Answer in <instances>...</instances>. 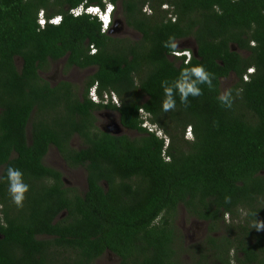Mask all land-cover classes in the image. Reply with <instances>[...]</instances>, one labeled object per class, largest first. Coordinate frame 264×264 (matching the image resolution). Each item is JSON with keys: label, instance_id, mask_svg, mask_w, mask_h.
<instances>
[{"label": "trees", "instance_id": "trees-1", "mask_svg": "<svg viewBox=\"0 0 264 264\" xmlns=\"http://www.w3.org/2000/svg\"><path fill=\"white\" fill-rule=\"evenodd\" d=\"M109 1L140 38L71 13L104 0H0V264H95L106 253L119 264H187L180 205L212 227L225 215L235 220L226 234L191 247L192 264H264V230L254 227L264 221V0ZM41 11L62 20L41 27ZM169 37L177 50L192 38L198 55L192 49L185 63L164 46ZM64 58L65 71L96 68L81 95L71 81L54 85L41 75ZM196 65L212 74L211 86L191 72ZM232 76L227 107L219 97ZM184 78L201 94L181 103L176 85ZM162 82L175 102L167 112ZM95 84L120 105L93 101ZM141 108L168 145L141 125ZM104 109L138 136L99 127ZM75 136L83 147L72 145ZM52 146L70 167L86 168V191L45 163ZM9 166L29 185L23 207L8 193Z\"/></svg>", "mask_w": 264, "mask_h": 264}, {"label": "rangeland", "instance_id": "rangeland-1", "mask_svg": "<svg viewBox=\"0 0 264 264\" xmlns=\"http://www.w3.org/2000/svg\"><path fill=\"white\" fill-rule=\"evenodd\" d=\"M145 10V9H144ZM148 13H152L148 10ZM122 8L118 6L116 9L115 18L119 21L123 18ZM114 34H119L121 36L130 37L132 39H138L141 37V34L135 31L134 29L126 26V24H122L119 22L115 27ZM179 47L187 48V49H195V43L192 38L184 39ZM60 61V60H59ZM54 62L50 66L49 70L43 73L45 77L48 79L51 78V83L55 84L60 80H68L70 79L72 83H74L77 87L79 94H82V85L86 82L87 78L92 75L96 68L94 69H82L79 67H71L68 71L64 70L65 67V59H62L60 62ZM22 65V59L17 58V66L20 68ZM74 68V69H73ZM57 74V75H56ZM56 79V80H55ZM235 80H233V76L223 79L222 82V94L226 93L231 84H233ZM98 116V125H106L109 123V118L117 119L118 113L117 111H107L102 110L97 113ZM108 116V117H107ZM30 127V126H29ZM187 132V131H186ZM124 133L128 134L131 137H137L138 132L135 130H127ZM28 135H30V129L28 130ZM170 139V137L168 136ZM187 139V134H186ZM72 145L76 148L83 147V143L79 136H75L72 140ZM45 163L54 167L62 172L63 178L68 186L76 187L79 191L83 192L87 190V177H86V168L79 166L77 168L70 167L65 160L62 158L58 150L52 146L49 150L45 158ZM2 169L0 168V175ZM245 213H241L240 218H243ZM235 221L229 215H225L224 221H220L218 224L211 226L210 222L206 220L199 219L195 216L188 214L184 205H180L177 219H176V228L178 230L179 235L182 238V242L180 245L182 246V258L187 264H192L194 259V254L192 252V246L195 244L203 243L208 235H212L213 237H220L221 235L226 234L228 231L229 223ZM235 254L234 251L231 252V256L233 257ZM211 255V253H209ZM95 264H119V258L114 256L112 253H106L99 257Z\"/></svg>", "mask_w": 264, "mask_h": 264}, {"label": "clouds", "instance_id": "clouds-1", "mask_svg": "<svg viewBox=\"0 0 264 264\" xmlns=\"http://www.w3.org/2000/svg\"><path fill=\"white\" fill-rule=\"evenodd\" d=\"M110 3H112V2L110 1ZM112 4L114 5V10L112 12H110V13H108V11H107L108 4L105 1H104V6L97 5L100 8L102 13H108L110 18H111V20H110L111 21V26H110V29L107 32H109L111 30H115L114 27L116 26L114 23H116L115 14H116L117 7H116V5L114 3H112ZM144 11H147V10H144ZM83 14H90V13H83ZM90 15L96 16L102 22V20L100 19L101 13H94V14H90ZM58 16H60L61 20H62V16L61 15H58ZM105 21H106L105 28H107V21H108V17L107 16L105 17ZM120 22H122V20H120ZM48 23H50V22H48ZM164 46L166 48L170 49V51L172 52V54L174 56H177V55H180L179 57L186 56L187 58H186L185 63H188L190 61L191 56L193 55V50L195 51V49H193V50H191V49H183L182 50V47L179 48V50H177V44H176V42L174 41V39L172 37H169V41L166 42ZM188 70L189 69L187 67H185L182 70V72L186 73V72H188ZM253 70L254 69H250V71H253ZM191 72L195 75V77L197 78V80L199 82L207 83L209 86H211L210 77H211L212 74L209 73L208 71H206L205 68L202 65H196V66L191 67ZM164 83L165 82H162V87H163ZM195 83H196V81L189 82L186 78L181 79V80H179L177 82L176 87L178 89V93H179V96H180L181 103L186 102L187 97H188L189 94H191L194 97L195 96H199L201 94V90L199 88L195 87ZM163 88H164V93H165V99H164V101L162 103V108H163V111L167 112L170 109H174L175 102L172 99V89L170 87H163ZM113 99L115 100V96H113ZM219 99H220V101H221V103L223 105H225L227 107H231V94H230V92L224 93L223 95H221L219 97ZM113 105H115V104H113ZM117 106H119V105H117ZM140 118H141V115H140ZM141 121H142V119H141ZM142 123H143V121H142ZM142 123H141V125H142ZM125 129H127V128H125ZM127 130H129V129H127ZM188 130H191V129L188 128L187 129V133H186L187 136H190L188 134ZM7 180H8V193H9V195L11 197L12 202L18 208L19 207H23V201L25 200V194L29 191V185L24 182L23 173L19 169L14 168L12 166H9L8 169H7ZM227 199L228 198L226 197V200ZM254 227H255V229L257 231L264 230V221H257L254 224Z\"/></svg>", "mask_w": 264, "mask_h": 264}, {"label": "built area", "instance_id": "built-area-1", "mask_svg": "<svg viewBox=\"0 0 264 264\" xmlns=\"http://www.w3.org/2000/svg\"><path fill=\"white\" fill-rule=\"evenodd\" d=\"M104 1L108 4V8H107L108 13L112 12L114 10V5L112 3H110L109 0H104ZM163 7L168 8V5H164ZM145 10L151 11V9L149 8L148 5L145 7ZM71 13H73L75 16H79L83 13H90V14L101 13L100 19L102 20V31L107 32L110 29L111 18L109 16V14L108 13H102L100 8L97 5L81 4L80 6L71 9ZM106 16L108 17L107 28H105V23H106L105 17ZM48 22L58 24L61 22V17L55 16V17L51 18L50 20H48L44 15V11H41L39 14L40 25L42 27H44ZM91 49H92V52L96 51L95 47H93V46ZM177 56H180V55H177ZM249 72H253V71L249 70ZM245 78L247 79V76ZM113 96H115V100L113 99ZM89 97L97 103L120 105L119 97L114 92H110V93L105 92L103 96H99L98 92H97V85L96 84L90 88ZM140 115H141V119L143 121L142 126L145 127L146 129H148V131L155 132L157 135H159L160 137L165 139L166 145H168L170 142V139L168 138L167 135H165L163 133V131L161 129H159V127L155 123H153L151 121V115L147 111H145L144 109L140 110ZM188 134L191 136V130H188Z\"/></svg>", "mask_w": 264, "mask_h": 264}, {"label": "flooded vegetation", "instance_id": "flooded-vegetation-1", "mask_svg": "<svg viewBox=\"0 0 264 264\" xmlns=\"http://www.w3.org/2000/svg\"><path fill=\"white\" fill-rule=\"evenodd\" d=\"M115 20H116V23H115V25H117L119 22H120V20L118 21L116 18H115ZM111 33H114V30H111L110 31ZM65 59V61H66V58H64ZM60 61H62V59L60 60ZM59 61V62H60ZM74 68H76V66H74ZM73 68V69H74ZM85 69H94V67H88V68H85ZM43 73H45V72H41V75L43 74ZM57 75V74H56ZM45 79H47L48 81H51V78L52 77H50V79H48L47 77H45L44 75H42ZM56 80V79H55ZM66 80V79H65ZM68 81H71L70 79H68ZM58 83V82H57ZM57 83H55V84H57ZM54 84V85H55ZM84 88H85V82H84V84L82 85V91H84ZM83 93V92H82ZM104 110H106V109H104ZM115 111V110H112V109H107V111ZM100 111H102V110H100ZM100 111H97V113L98 112H100ZM96 113V114H97ZM118 113V112H117ZM119 113H118V117H117V119H115V118H109L110 120H109V123H107L106 125H99V127H101L103 130H106V131H108V132H110V133H118V134H122L123 132H120L121 130H120V127H122V125H121V123H120V119H119ZM108 117V116H107ZM98 123V122H97ZM119 125V126H118ZM121 125V126H120ZM126 132H127V129H126Z\"/></svg>", "mask_w": 264, "mask_h": 264}, {"label": "water", "instance_id": "water-1", "mask_svg": "<svg viewBox=\"0 0 264 264\" xmlns=\"http://www.w3.org/2000/svg\"><path fill=\"white\" fill-rule=\"evenodd\" d=\"M115 24V23H114ZM194 53H195V55L197 56L198 55V53H197V51L195 50L194 51ZM119 126V125H118ZM121 126V125H120ZM120 132H125L126 131V129L124 128V127H120ZM115 134H118V133H115Z\"/></svg>", "mask_w": 264, "mask_h": 264}]
</instances>
